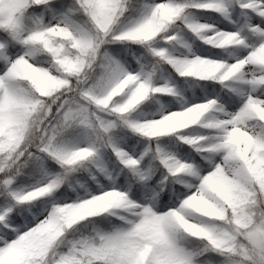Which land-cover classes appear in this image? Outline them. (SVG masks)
Instances as JSON below:
<instances>
[{
	"label": "snow or ice",
	"instance_id": "6c2138e0",
	"mask_svg": "<svg viewBox=\"0 0 264 264\" xmlns=\"http://www.w3.org/2000/svg\"><path fill=\"white\" fill-rule=\"evenodd\" d=\"M0 264H264V0H0Z\"/></svg>",
	"mask_w": 264,
	"mask_h": 264
}]
</instances>
